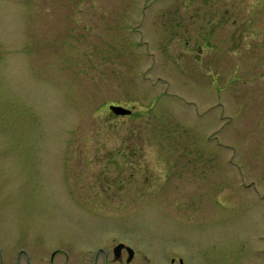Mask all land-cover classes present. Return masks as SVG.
<instances>
[{
	"label": "rangeland",
	"instance_id": "374dc122",
	"mask_svg": "<svg viewBox=\"0 0 264 264\" xmlns=\"http://www.w3.org/2000/svg\"><path fill=\"white\" fill-rule=\"evenodd\" d=\"M118 240L264 264V0H0V264Z\"/></svg>",
	"mask_w": 264,
	"mask_h": 264
},
{
	"label": "flooded vegetation",
	"instance_id": "af4514ba",
	"mask_svg": "<svg viewBox=\"0 0 264 264\" xmlns=\"http://www.w3.org/2000/svg\"><path fill=\"white\" fill-rule=\"evenodd\" d=\"M110 104H119V103H110ZM109 110L111 113H114L110 108ZM131 111L129 113H131ZM134 152L135 151L132 149H127L122 153V155L130 157L133 154H135ZM119 242H123V241L118 240L110 244L95 245L94 248L92 249H86V248L82 249L78 247L70 251L64 248L60 249L59 247H53L50 249L49 257L45 261L41 259L33 262L29 259H26L24 262L18 261L17 264H131L133 263L135 249L132 247L133 249L132 256L130 259H127L129 252L125 245H129V244L123 242L125 245L120 248L118 253H115L114 251V246ZM162 256H163L161 260L162 264H186L183 256L178 252L172 253L171 251L169 252L165 251L162 254Z\"/></svg>",
	"mask_w": 264,
	"mask_h": 264
},
{
	"label": "water",
	"instance_id": "95a60500",
	"mask_svg": "<svg viewBox=\"0 0 264 264\" xmlns=\"http://www.w3.org/2000/svg\"><path fill=\"white\" fill-rule=\"evenodd\" d=\"M109 108L116 114H126L129 113L131 111L130 108H127L121 104H110ZM125 244L123 242H119L114 246V251L115 253H118V251L120 250L121 247H123ZM128 249L129 255L127 257V259H130L132 256V247H130L129 245H125Z\"/></svg>",
	"mask_w": 264,
	"mask_h": 264
}]
</instances>
